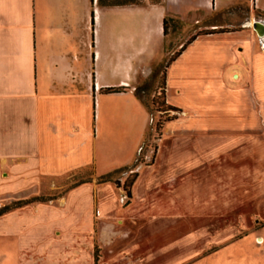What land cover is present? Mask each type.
<instances>
[{
	"label": "crops",
	"instance_id": "0c3cea01",
	"mask_svg": "<svg viewBox=\"0 0 264 264\" xmlns=\"http://www.w3.org/2000/svg\"><path fill=\"white\" fill-rule=\"evenodd\" d=\"M256 14L264 23V0H144L125 6H102L99 0H0L1 202L21 199L26 185L34 195L44 184L87 168L98 177L136 162L152 125L136 88L165 60L172 28L165 35L164 23L170 18L187 31L196 25L217 31L196 37L167 68L166 103L180 112L179 118L167 123L156 157L148 160L147 153L146 162L138 166L131 196L120 189V203L127 198V206L115 212L107 207L112 196L102 199L101 187L112 191V182L79 186L61 206L68 216L62 227L68 236L76 222L71 216L76 215L74 227L85 236L94 212L101 230H114L122 219L121 224L139 233L167 229L180 237L182 223L196 221L191 216L228 215L234 204L226 168L231 152L245 148L215 143L212 135L245 126L247 98L226 76L242 58L230 40L234 33L218 31L231 24L249 27L257 21ZM258 39L262 44L264 35ZM211 60L223 64L226 81L204 74ZM111 88L127 89L104 92ZM191 94V106L181 103V97ZM253 115L254 127L260 128V113ZM226 118L236 120L238 127L228 128ZM218 122L220 129L215 127ZM55 208L23 209L41 213ZM23 209L4 218L18 220ZM146 236L149 241L151 235Z\"/></svg>",
	"mask_w": 264,
	"mask_h": 264
},
{
	"label": "rangeland",
	"instance_id": "374dc122",
	"mask_svg": "<svg viewBox=\"0 0 264 264\" xmlns=\"http://www.w3.org/2000/svg\"><path fill=\"white\" fill-rule=\"evenodd\" d=\"M256 16L257 21L261 19L259 14ZM215 23L219 22L215 20ZM244 25L231 24L218 31L234 33L229 35L230 40L236 43L235 51L242 58L239 59V65L226 71V76L232 86L244 89L247 98L243 108L246 114L245 126L230 130L231 133L225 135L217 134L216 131L212 135V141L215 143L230 142L245 148L231 152L233 156L226 168L229 170L231 204H234L228 215L213 216L205 213L191 216L196 221L188 224L183 222L181 236L176 237L179 232L167 229H150L139 233L135 227L121 224L122 219L116 222L114 230L111 226L101 230L97 220L99 215L93 212V222L85 236L78 227H74L77 225L76 215L71 216L76 222L69 224L72 228L67 236L68 231L62 226L67 224L65 219L68 216L61 211V206L67 202L73 189L101 183L103 173L96 177L95 170L87 168L74 177L54 179L53 182L44 184L43 190L37 194H31L33 190H27L29 185H26L21 199L2 202L0 200V214L4 212L0 215V264H83V258L86 264H264V244L260 246L264 242V42H259V34L252 26ZM201 31H204L201 25H196L189 31L182 23L175 25L165 43V60L156 64L152 75L148 79H141L137 85L149 113H153L150 114L152 125L136 162L131 167L121 168L115 173L112 181L115 187H112V191L109 186L101 187L102 199H105L104 195L110 198L112 196L107 200V207H111L112 212H115V209L120 210L121 205H128L127 198L124 204L120 203V189L124 191L126 181L134 178L138 166L146 162L147 153L148 160L156 157L158 144L163 139L167 123L179 118L180 112L177 111L162 114L156 111V107L151 110L152 100L163 98L161 90L166 78V61ZM242 32H248L251 36L245 37L241 35ZM222 67L223 64L211 60L207 62L204 74L226 81V78L221 76ZM180 101L186 106H191V101H195V98L191 94L188 98L181 97ZM254 112L260 113V128L254 127ZM159 120L162 121V127L157 131ZM226 121L229 120L226 118ZM235 122L236 120L229 121L228 128L238 127ZM222 126L219 122L215 125L218 129ZM182 136L201 141L196 139L198 136ZM124 192L127 194L126 190ZM36 197L45 202L34 201L20 208L15 207L19 201ZM41 205L54 206L57 209L41 213H36L33 209H23ZM19 209H23V214L18 220L9 221L7 217L4 218L6 214ZM148 234L151 235V246L148 245ZM179 238L182 245H179ZM259 238L263 239L262 243L258 241Z\"/></svg>",
	"mask_w": 264,
	"mask_h": 264
},
{
	"label": "trees",
	"instance_id": "16d2710c",
	"mask_svg": "<svg viewBox=\"0 0 264 264\" xmlns=\"http://www.w3.org/2000/svg\"><path fill=\"white\" fill-rule=\"evenodd\" d=\"M143 1L144 0H99V3L102 5V6H125V5H142L143 4ZM153 4H160V3H163L164 0H150ZM171 24V25H170ZM178 23L175 22V20L173 19H170V18H167L165 20V23H164V31H165V35H168L169 33V29L170 27L172 29H174V26L177 25ZM214 32H210V31H201L199 32L198 34H195L194 36H192L186 43H184L181 47V49L176 52L175 54H173L165 63V69H167L170 64H172L180 55L181 53L186 49V47L192 43L196 37L198 36H201V35H207V34H212ZM163 88H162V92H161V95L163 96V98L161 100H157L156 98H154L152 100V104H151V110L155 109L156 107V111L159 112V113H162V114H166V113H169L171 111H177L175 108L171 107L170 105H168L166 103V98H165V87H166V78L163 82ZM127 88H111V89H106L104 90V92H107V93H121V92H124ZM136 95L139 97V99L143 102V99H142V96H141V93H140V88L137 87L136 88ZM143 104L145 106H147V104H145L143 102ZM149 106V104H148ZM155 112V111H154ZM150 114H153V113H150ZM168 121V120H167ZM162 127V121L159 120L157 122V125H156V130H160V128ZM120 170L118 171H115L113 173H110V174H107V175H103L101 177V183H106V182H112L114 181V175L115 173L119 172ZM133 181H134V178L131 180V181H126L125 185H124V190L127 191V194L128 196L130 197L131 196V186L133 184ZM119 185V183H117ZM128 188V189H127ZM34 201H43L45 202V200H43L42 198H33V199H30V200H24V201H19L15 204V207L16 208H20V207H23V206H26V205H29L31 204L32 202ZM6 211V210H5ZM4 213V212H3ZM1 213V214H3ZM0 214V215H1Z\"/></svg>",
	"mask_w": 264,
	"mask_h": 264
},
{
	"label": "bare ground",
	"instance_id": "6f19581e",
	"mask_svg": "<svg viewBox=\"0 0 264 264\" xmlns=\"http://www.w3.org/2000/svg\"><path fill=\"white\" fill-rule=\"evenodd\" d=\"M259 22V21H255L253 24L251 23L250 26H252L255 30V27H256V23ZM258 28V32L262 35H264V28L262 26H259L257 27ZM256 31V30H255ZM257 32V31H256ZM257 32V33H258Z\"/></svg>",
	"mask_w": 264,
	"mask_h": 264
},
{
	"label": "water",
	"instance_id": "95a60500",
	"mask_svg": "<svg viewBox=\"0 0 264 264\" xmlns=\"http://www.w3.org/2000/svg\"><path fill=\"white\" fill-rule=\"evenodd\" d=\"M259 26H262L263 28H264V23H262V22H257L256 23V27H255V30L258 32V28L257 27H259ZM258 34H259V36H261L262 34H260L259 32H258Z\"/></svg>",
	"mask_w": 264,
	"mask_h": 264
}]
</instances>
